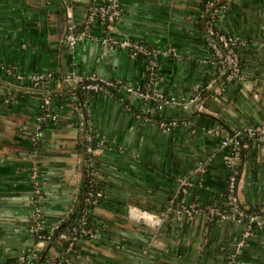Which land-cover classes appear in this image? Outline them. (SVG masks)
I'll list each match as a JSON object with an SVG mask.
<instances>
[{"label": "crops", "instance_id": "obj_1", "mask_svg": "<svg viewBox=\"0 0 264 264\" xmlns=\"http://www.w3.org/2000/svg\"><path fill=\"white\" fill-rule=\"evenodd\" d=\"M107 1L0 0V264H31L43 253L64 264H264V227L237 249L243 221L208 225L205 214L182 209L224 191L235 162L240 201L264 215V139L252 137L238 157L230 139L264 122V0H226L217 13L240 43L239 82L222 80L225 66L207 40L213 1L120 0L108 34L96 25L81 37L88 12ZM125 38L155 53V106L125 89L128 100L78 85L85 75L143 87L148 64L110 40ZM37 73L47 76L38 88ZM150 112L176 123L164 128ZM85 169L107 204L96 208L97 243L81 240L72 252L63 241L75 235Z\"/></svg>", "mask_w": 264, "mask_h": 264}, {"label": "built area", "instance_id": "obj_2", "mask_svg": "<svg viewBox=\"0 0 264 264\" xmlns=\"http://www.w3.org/2000/svg\"><path fill=\"white\" fill-rule=\"evenodd\" d=\"M225 3V2H224ZM213 2H209V6H211ZM223 4V3H222ZM221 4V5H222ZM221 5L216 8L214 13H212V18L208 19L206 22V35L207 40L211 48L213 49L214 53L220 60L223 66H225V73L227 74V80L230 81L233 78H239V72H240V64H239V54L235 49V46L239 45V40L232 35L231 33L222 32L220 30V27L217 25L216 19H217V13H219V8ZM122 7L120 0H108L106 4L99 5L95 7L93 10L89 11L84 23V30L81 33V37L89 38L94 36V32H92L91 26L97 22L98 18H108L109 20H113L116 18H119L121 16ZM113 26L112 23L107 22L108 29ZM72 27V25H71ZM73 28V27H72ZM213 36V38H211ZM70 37V43L74 44L78 36L75 34L69 35ZM110 38V37H109ZM112 42L118 44L121 47L128 48L131 50L132 54L135 55L138 52H142L144 54H149L150 50L145 45L131 41L129 38H125L119 41H115L110 39ZM219 43L222 45L220 46ZM229 62V67H228ZM154 64H155V53L152 52V57H150L148 67L151 71V77L150 81L146 84L145 87H137L134 86L131 83H126L123 85V88L125 90L134 92L135 94L140 95L144 99L147 100H157L162 98V94L158 89L154 86L155 84V77H154ZM230 69V70H229ZM223 75V76H224ZM46 75L43 73H37L32 76V82L34 86H38L42 81L46 80ZM77 79L83 84V86L86 89H93V90H101V91H110V86H113L116 84L113 80H99L94 77H88L85 75H78ZM123 99L124 97H120ZM193 100V99H192ZM47 114H50V112H47ZM176 123L174 120H164L161 121V124L164 128H169L170 124ZM245 135L249 137H254L258 139H264V122L257 125H251L248 126L245 131ZM41 135V131L36 132V136L39 137ZM244 135V136H245ZM231 140H233V146L235 148V152L237 153L236 157L239 155V150L242 147H247L249 143L247 141L240 140V137L235 134L234 136L230 137ZM91 148V147H90ZM91 152L93 149H90ZM92 160V158H91ZM92 163V161H91ZM94 163V161H93ZM237 164V163H236ZM235 162L232 163V170L231 174L228 178L227 182V188L229 190V196H228V203L231 205L230 210L221 209L216 204L213 205H207L206 207L199 206L198 202L196 200H193L187 204H183L182 209L188 213V214H195V213H205L207 218L210 219L213 216H219L222 220H232V221H243L246 224V228L244 230L243 236L241 237L240 241L238 242L237 249H240L241 246L244 244L247 237H249L255 230L253 229V224H258L259 227H264V215H257V214H251L247 215L244 213L243 210L239 208L240 199L238 195V179H239V173L240 171L235 167ZM92 173V172H91ZM37 170L36 168L33 169V177L37 178ZM37 183V181H35ZM41 188L38 184L35 185V195L36 198L40 196ZM91 195L94 194V192L90 193ZM96 197H101L103 195L102 191H97L95 193ZM37 200V199H35ZM86 200H90V196L86 197ZM96 199H94V202ZM135 211L131 213L132 217L140 218L142 213H138ZM145 213L141 216L144 217ZM248 217V220L245 221V218ZM42 214L41 209L37 208L36 212L34 213V224H35V230L38 232L40 231V228L42 227ZM86 222L85 216L81 217V224ZM77 228L75 227V231ZM84 233L89 234L91 237L96 236V232H93L91 229L84 228ZM40 236H42L40 234ZM44 237V236H43ZM75 238V235L74 237ZM72 238V239H73ZM67 251H70L73 249V243L70 242L69 245L66 247ZM31 264H36L35 260H30Z\"/></svg>", "mask_w": 264, "mask_h": 264}, {"label": "trees", "instance_id": "obj_3", "mask_svg": "<svg viewBox=\"0 0 264 264\" xmlns=\"http://www.w3.org/2000/svg\"><path fill=\"white\" fill-rule=\"evenodd\" d=\"M209 1H213V4L210 6V8H208L206 10V15H207L208 19H211L212 18L211 17L212 13H214L216 8H218L226 0H204V6ZM117 19L118 18L113 19V20H109L108 18L106 19V18H103V17L102 18H98V21L91 26L92 32H93L94 29H96L95 26L97 25V27L99 29L104 31V33L108 34L109 33V29L107 27V22L115 24ZM84 23H85V21L78 27V28H80L81 33L84 30ZM220 30L222 32L229 33L227 31L223 30L222 28H220ZM211 38H213V36H211ZM134 42H136V41H134ZM137 42H139V43L145 45L147 48H149V46L146 44V42H144V41H137ZM219 45L222 46L220 43H219ZM235 49H236V51L239 54V64H240L239 75H240V77L239 78H233L230 81L239 82V80L241 79V74H242V68H243L244 60H243V58L241 56L240 44L235 46ZM149 50H150L149 54H144L142 52H138V53L135 54V57L140 62H142L144 64H148L149 60H150V57H152V52H153L152 49L149 48ZM228 67H229V62H228ZM227 74L228 73H226L223 76L222 80H224L226 82H230L226 78ZM153 75H154V77H156V73H154ZM150 77H151V71L148 69L146 71L145 84L143 85V87H145L146 84L150 81ZM113 81L116 82V84H114L113 86H110V91L112 92V94L115 95L118 98L119 97H124L125 100L130 99V96L124 91V88H123V85L127 83V80H124L122 82H117L116 80H113ZM46 84H47V82H46ZM42 85L43 84L41 82L36 87L38 88V87H41ZM154 86H155V84H154ZM84 91L90 92V93L101 92V90L96 91V90H93V89H86ZM84 91H82V92H84ZM156 104H157V100H155L153 102V106H155ZM45 111H46V113L50 112V109H47ZM149 115H151L152 117H154V118H156L158 120L170 121V118L161 117L160 115L155 114L153 112H150ZM43 123H44V121H43ZM43 128H44V126L41 127V130ZM239 137H240L241 142L242 141H247L248 143L249 142L251 143V138L252 137H249L247 135L239 136ZM241 150H242L241 151L242 154L244 152H246V149H244V148H242ZM96 165H97V161L95 162V166L94 165L90 166V169L93 170L94 167H96ZM235 167L240 171V169H241L240 163H237ZM230 174H231V172H230ZM230 174L228 175V178H229ZM99 190L102 191L103 195L101 197H96L95 193L97 191H99ZM91 192H94V194L91 195L90 194ZM80 196H81L80 207L77 210V212H75V215L72 218V223L77 228V230L75 231V238H73L71 240L63 241V244H64L63 246L64 247H67L70 242L73 243V249L70 250L72 252H78V251L81 250V246H80V241L81 240L82 241L83 240H88L92 244L93 243H97L98 239L95 238V237L89 236V234L84 233L83 229L87 228V229H91L93 232H97L96 208L99 207V206L100 207L105 206L107 204L106 194H105L104 187L102 186L101 181L99 180L98 177H96L95 174L91 173L89 170L87 171L86 169H85L84 178H83V181H82L81 187H80ZM87 196H90V200H86ZM228 196H229V190H228V188H226L224 191L215 192L212 195H210L209 197L198 198V199H196V202H198L199 206H203V207H206L207 205L216 204L221 209L230 210V206L231 205L228 203ZM94 199H96L95 202H94ZM239 208L241 210H243L244 213L247 214V215H251V214L260 215L259 209L258 208H254V206H247V205H245V204H243L241 202V204H239ZM203 214H205V213H203ZM82 216H85V218H86V222L83 223V224H81V217ZM205 216H206V214H205ZM248 217L249 216H247L245 218V221L248 220ZM205 220H206V223L208 225H212V224L219 223V222L222 221V219L219 216H213L210 219H208L207 216H206ZM253 229L255 231H259L262 228L259 227L258 224H253ZM47 257L48 256H46V255L44 257H42L41 255L36 256V258H35L36 264H64L65 263V259L63 257L62 258H60V257L56 258L55 260L54 259L53 260L52 259L49 260V258H47ZM64 257L66 258L67 255L64 256Z\"/></svg>", "mask_w": 264, "mask_h": 264}, {"label": "water", "instance_id": "obj_4", "mask_svg": "<svg viewBox=\"0 0 264 264\" xmlns=\"http://www.w3.org/2000/svg\"><path fill=\"white\" fill-rule=\"evenodd\" d=\"M77 83H78V82L73 81V84H77ZM78 85H79V87H80V89H81L82 91L86 90V88L83 86L82 83H80V84H78ZM239 179H240V176H239ZM238 182H239V181H238ZM240 204H241V201H240ZM79 207H80V206H79ZM79 207H78V209H79ZM54 234H56V231H55V233H53V235H54ZM51 243H52V241L50 240V241L48 242V244L51 245ZM45 254H46V253H43V254H42V257H44Z\"/></svg>", "mask_w": 264, "mask_h": 264}]
</instances>
